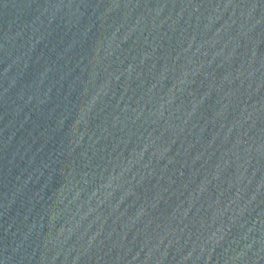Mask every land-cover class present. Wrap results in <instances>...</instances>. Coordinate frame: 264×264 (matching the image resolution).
I'll list each match as a JSON object with an SVG mask.
<instances>
[{
	"label": "water",
	"instance_id": "1",
	"mask_svg": "<svg viewBox=\"0 0 264 264\" xmlns=\"http://www.w3.org/2000/svg\"><path fill=\"white\" fill-rule=\"evenodd\" d=\"M0 264H264V0H0Z\"/></svg>",
	"mask_w": 264,
	"mask_h": 264
}]
</instances>
